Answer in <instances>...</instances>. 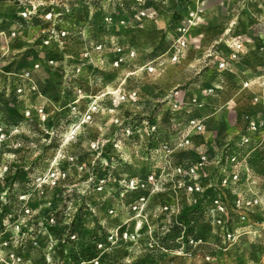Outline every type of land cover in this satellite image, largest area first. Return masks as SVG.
I'll return each instance as SVG.
<instances>
[{"label":"rangeland","instance_id":"obj_1","mask_svg":"<svg viewBox=\"0 0 264 264\" xmlns=\"http://www.w3.org/2000/svg\"><path fill=\"white\" fill-rule=\"evenodd\" d=\"M236 40L244 48L233 72L218 71L215 47ZM3 49L2 66L40 65L51 120L18 126L22 156L11 162L17 181L48 182L46 210L79 205L68 260L264 264V147L249 132L264 120V0H0ZM185 137L196 149H177ZM164 147L176 163L207 156L196 183L220 187L226 211L207 200L200 214L195 195L166 183ZM168 203L193 228L191 248L155 237Z\"/></svg>","mask_w":264,"mask_h":264},{"label":"built area","instance_id":"obj_2","mask_svg":"<svg viewBox=\"0 0 264 264\" xmlns=\"http://www.w3.org/2000/svg\"><path fill=\"white\" fill-rule=\"evenodd\" d=\"M27 14L29 15V12L23 11L20 17L24 19ZM11 39L10 36L8 40ZM243 45L242 41L237 40L225 43L223 47L217 44L215 47L217 50L215 52L218 53L215 58L217 70L232 73L236 59L243 52ZM180 46L184 48L185 42L181 41ZM0 51V59L8 56L5 49ZM39 74V64L27 68H21L18 65L14 68H7L2 64L0 66V264H75L72 258L68 260V256L72 255L69 252L73 247L70 245L71 248H68V244L78 239L77 228L73 223L80 211L79 205L69 200V203L65 204L66 208L55 203L49 204L48 206L51 205V207L46 210V204L41 202V196L44 194V188L49 187L48 182L17 181L15 173L20 168L13 166L11 162L12 159L22 156L17 148L19 146L15 144L20 135L18 126L42 124L51 120L47 105L44 103L46 98L41 91ZM211 91L213 89L209 92ZM31 99L40 100L41 104L31 105L29 103ZM188 125L189 130H194L196 134L203 132L204 126L197 119H191ZM150 131L155 132L156 127H150ZM249 132L258 135L256 142L264 147V120L249 121ZM251 142L255 143L251 138H247L246 143ZM192 145L195 146L189 142L188 137H185L178 144L177 149H196ZM174 151L164 147L167 163L162 166L161 174H165L166 183L173 184L174 191L178 189L187 195H195L189 205L193 204L194 209L200 214L206 213L204 205L207 204V200L213 205L214 212L226 211L220 187L215 184L203 187L196 183L201 177L200 172L208 164L207 156L201 155L196 163H190L189 160L176 163L172 161ZM235 161V158L231 160L233 163ZM147 179L149 182L155 181L153 175L148 176ZM236 179V175L232 176V180L226 179L225 186ZM162 180L164 177L160 175L159 181ZM141 187L143 188L144 185L141 184ZM128 189L132 192L138 190V187ZM168 205H164L163 210L170 209L172 214L163 222L162 229L156 232L155 237L163 240L174 234L169 246L180 250L184 248V245L191 248L195 242L186 238L191 233L192 227L186 217L181 216L182 212L178 209V203L176 205L168 203ZM98 248L101 249L102 245L99 244ZM167 249L165 250L168 251ZM57 251L60 255L56 254Z\"/></svg>","mask_w":264,"mask_h":264},{"label":"trees","instance_id":"obj_3","mask_svg":"<svg viewBox=\"0 0 264 264\" xmlns=\"http://www.w3.org/2000/svg\"><path fill=\"white\" fill-rule=\"evenodd\" d=\"M76 225V232L79 233V231L81 230L80 227H81V224H82V218L80 215L77 216V219L74 221V223Z\"/></svg>","mask_w":264,"mask_h":264},{"label":"bare ground","instance_id":"obj_4","mask_svg":"<svg viewBox=\"0 0 264 264\" xmlns=\"http://www.w3.org/2000/svg\"><path fill=\"white\" fill-rule=\"evenodd\" d=\"M242 18V20H244L245 19V17H241Z\"/></svg>","mask_w":264,"mask_h":264}]
</instances>
